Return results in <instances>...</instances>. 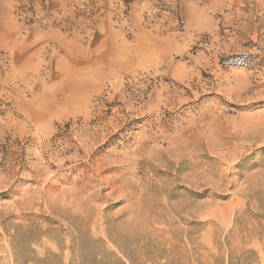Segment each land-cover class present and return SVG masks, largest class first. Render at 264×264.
I'll use <instances>...</instances> for the list:
<instances>
[{
    "label": "rangeland",
    "instance_id": "374dc122",
    "mask_svg": "<svg viewBox=\"0 0 264 264\" xmlns=\"http://www.w3.org/2000/svg\"><path fill=\"white\" fill-rule=\"evenodd\" d=\"M0 264H264V0H0Z\"/></svg>",
    "mask_w": 264,
    "mask_h": 264
}]
</instances>
